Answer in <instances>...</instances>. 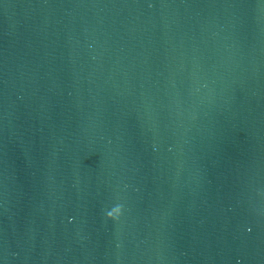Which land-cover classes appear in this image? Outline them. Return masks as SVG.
<instances>
[{
	"label": "water",
	"instance_id": "water-1",
	"mask_svg": "<svg viewBox=\"0 0 264 264\" xmlns=\"http://www.w3.org/2000/svg\"><path fill=\"white\" fill-rule=\"evenodd\" d=\"M0 264H264V0H0Z\"/></svg>",
	"mask_w": 264,
	"mask_h": 264
}]
</instances>
